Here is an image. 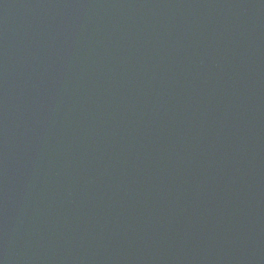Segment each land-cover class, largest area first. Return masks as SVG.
<instances>
[{
    "label": "water",
    "instance_id": "95a60500",
    "mask_svg": "<svg viewBox=\"0 0 264 264\" xmlns=\"http://www.w3.org/2000/svg\"><path fill=\"white\" fill-rule=\"evenodd\" d=\"M0 264H264V0H0Z\"/></svg>",
    "mask_w": 264,
    "mask_h": 264
}]
</instances>
